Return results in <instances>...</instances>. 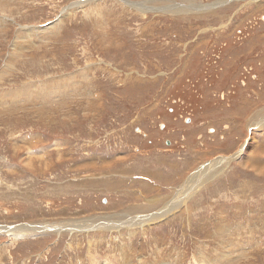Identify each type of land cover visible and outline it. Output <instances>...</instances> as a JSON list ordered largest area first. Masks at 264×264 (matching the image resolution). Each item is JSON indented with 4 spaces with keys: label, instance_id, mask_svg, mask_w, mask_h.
Returning <instances> with one entry per match:
<instances>
[{
    "label": "rangeland",
    "instance_id": "374dc122",
    "mask_svg": "<svg viewBox=\"0 0 264 264\" xmlns=\"http://www.w3.org/2000/svg\"><path fill=\"white\" fill-rule=\"evenodd\" d=\"M46 221L0 264H264V0H0V226Z\"/></svg>",
    "mask_w": 264,
    "mask_h": 264
},
{
    "label": "bare ground",
    "instance_id": "6f19581e",
    "mask_svg": "<svg viewBox=\"0 0 264 264\" xmlns=\"http://www.w3.org/2000/svg\"><path fill=\"white\" fill-rule=\"evenodd\" d=\"M258 1V0H257ZM129 3V2H128ZM130 4V3H129ZM136 4H138V3H134V4H131V5H133V6H135ZM144 4V3H143ZM199 6V5H198ZM142 7V6H141ZM172 7V6H171ZM136 8V7H135ZM197 8H199V7H197ZM232 157V156H231ZM217 159V158H216ZM218 159H220V160H223V161H226V160H228L229 158H227V157H223V156H219V158ZM214 163H217V161H215ZM218 164V163H217ZM210 165H211V163H210ZM209 165V166H210ZM215 165V164H214ZM212 167H214L213 165H211ZM206 167V166H205ZM205 167L203 168V169H199L195 174H197V173H199L200 171V173L199 174H201L202 172H204V170H205ZM206 172H209V171H207L206 170ZM214 172H216V168L214 167ZM82 178V177H81ZM84 178V177H83ZM82 180V179H81ZM200 181V180H199ZM149 200V199H148ZM149 201H153V200H149ZM155 201V200H154ZM172 204V203H171ZM171 206H169V204H168V206L166 207L165 206V208H164V211L165 210H168V209H171L170 208ZM161 211V210H160ZM160 211H157V212H154V213H151L150 215H147V216H141V215H135L134 217H130V218H128L127 220H125V221H129V219H131V221H129L128 223H136V222H139L140 223V221H142V222H144L145 220H149V221H152V220H156V219H158V217H161V216H163L165 213L163 212L162 214L160 213ZM170 211V210H169ZM171 212V211H170ZM166 215V214H165ZM141 216V217H140ZM129 217V216H128ZM91 219H93V218H91ZM148 221V222H149ZM105 222V224L106 225H109V223H107L106 221H104ZM111 223V222H110ZM118 223V222H117ZM147 223V222H146ZM151 223V222H150ZM46 224H48V223H46ZM54 224V223H53ZM63 224V223H62ZM87 225H91L90 223H86ZM104 224V226L105 227H107L106 225ZM120 224V223H119ZM19 225H21V226H7V225H5V226H0V232H2V231H4V232H6V231H8L9 232V235H11V239H14V237H15V235H16V233L15 232H34V231H41V229L38 227V226H36L35 224H31V223H28V224H26V223H24V225L23 224H19ZM82 225H85V224H82ZM96 225H100V224H92L91 225V227H93V228H95L96 227ZM102 225L103 224H101V226L99 227V228H101L102 227ZM118 225V224H117ZM111 226V229H115V228H119V226ZM123 225V224H122ZM56 226V225H55ZM69 228H71V227H73V228H76V229H81V230H83L82 228H81V226L79 225V223L77 222H74V223H72V224H69ZM59 227V226H58ZM97 228V227H96ZM102 228H104V227H102ZM64 229V228H63ZM72 229V228H71ZM52 230V229H51ZM46 231V230H45ZM58 231V230H57ZM84 231H86L85 229H84ZM41 233V232H40ZM104 264H109L108 262L107 263H104ZM198 264H200V263H198Z\"/></svg>",
    "mask_w": 264,
    "mask_h": 264
},
{
    "label": "water",
    "instance_id": "95a60500",
    "mask_svg": "<svg viewBox=\"0 0 264 264\" xmlns=\"http://www.w3.org/2000/svg\"><path fill=\"white\" fill-rule=\"evenodd\" d=\"M39 223H42V224H37V226L41 229V232H43L44 230H46V229L52 227L53 225H55V224H50V221L39 222ZM46 223H48V224H46ZM51 223H55V222H51ZM10 226L12 227V226H15V225H10ZM37 233H39V232H37Z\"/></svg>",
    "mask_w": 264,
    "mask_h": 264
},
{
    "label": "flooded vegetation",
    "instance_id": "af4514ba",
    "mask_svg": "<svg viewBox=\"0 0 264 264\" xmlns=\"http://www.w3.org/2000/svg\"><path fill=\"white\" fill-rule=\"evenodd\" d=\"M228 1V0H227Z\"/></svg>",
    "mask_w": 264,
    "mask_h": 264
}]
</instances>
